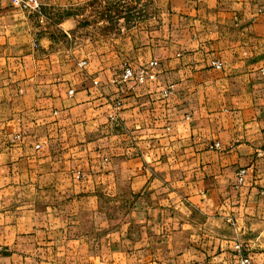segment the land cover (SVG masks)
I'll list each match as a JSON object with an SVG mask.
<instances>
[{
  "label": "crops",
  "instance_id": "1",
  "mask_svg": "<svg viewBox=\"0 0 264 264\" xmlns=\"http://www.w3.org/2000/svg\"><path fill=\"white\" fill-rule=\"evenodd\" d=\"M40 1L0 0V264H264V0Z\"/></svg>",
  "mask_w": 264,
  "mask_h": 264
},
{
  "label": "built area",
  "instance_id": "2",
  "mask_svg": "<svg viewBox=\"0 0 264 264\" xmlns=\"http://www.w3.org/2000/svg\"><path fill=\"white\" fill-rule=\"evenodd\" d=\"M12 7L20 13L26 14L29 17L38 19L40 22L45 18V13L40 0H11ZM84 64V63H83ZM157 65V62H151L150 64L140 66L137 68L126 67L122 73L118 76V82L126 83L134 81L137 83H144L148 80H154L156 78L155 74L152 71V68ZM218 69L221 68V64H217ZM262 77V83L264 85V68L260 71ZM210 149L219 150L221 145L219 143L213 144ZM258 155L264 156V147L260 148L257 151ZM246 175V170H240L238 173V184L242 185L244 182V177ZM239 259L237 264H253L252 259L248 254H245L238 249Z\"/></svg>",
  "mask_w": 264,
  "mask_h": 264
}]
</instances>
